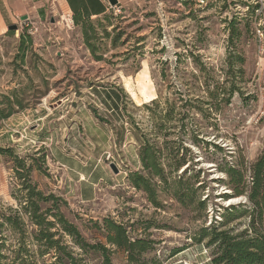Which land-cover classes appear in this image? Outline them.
<instances>
[{"label": "rangeland", "instance_id": "rangeland-1", "mask_svg": "<svg viewBox=\"0 0 264 264\" xmlns=\"http://www.w3.org/2000/svg\"><path fill=\"white\" fill-rule=\"evenodd\" d=\"M256 4L121 0L105 18L80 25L50 8L18 19L14 35L0 37V109L14 112L0 120V150L28 156L33 184L59 199L57 208L51 200L43 206L63 214L87 244L105 245L113 264H210L216 249L208 238L198 242L203 228L252 234V204L231 190L225 170H241L250 188L252 166L264 156V27L258 31L264 7ZM143 138L162 150L165 174L176 183L171 189L150 176L160 207L125 172L128 166L149 175L137 165ZM59 152L83 160L81 152L85 163L96 159L108 173L111 181L97 186L94 202H81L77 183L68 180L66 188ZM13 156L0 154V209L24 202ZM183 158L186 164L172 172L169 164ZM175 190L186 195L184 202L171 195ZM231 207L248 212L224 226ZM108 220L148 245L142 254L135 250L134 262L107 243ZM5 234L8 253L18 245ZM64 237L84 264H102L99 251H82Z\"/></svg>", "mask_w": 264, "mask_h": 264}, {"label": "trees", "instance_id": "trees-1", "mask_svg": "<svg viewBox=\"0 0 264 264\" xmlns=\"http://www.w3.org/2000/svg\"><path fill=\"white\" fill-rule=\"evenodd\" d=\"M74 20L77 25L84 22L92 23L94 21L85 19L79 15H75ZM14 33V31H10L6 36L14 35ZM83 33L86 37L87 45L95 57L101 60V57L96 56L94 46L89 43L88 30L85 29ZM93 35L96 36L94 29ZM232 92L230 90L228 95ZM155 101L152 102L154 106L157 103ZM222 101L227 103L228 99L223 98ZM21 106L19 104L18 107ZM13 114V109L7 114L1 113L0 120H7ZM143 141L139 152V165L141 164L143 170L149 175L146 176L144 173L134 171L128 166H126L125 172L128 174L127 178L131 186L138 191L145 192L148 195L149 201L156 207H160L161 204L157 201L158 194L156 188L158 186L152 183L151 177L159 179L161 184H165L171 189L176 183H170L165 174L160 158L162 150H158L144 138ZM13 153L10 149L0 150V154L13 156L15 155ZM27 158L28 156H13L15 173L17 178L21 180V190L25 192V196L24 202H19L18 208L1 207L0 209V264H84L82 256L75 253L71 246L64 242L65 234L73 239V243L80 250L99 251L102 264H113L110 251L105 245L101 243L95 245L87 244L77 227L71 224L63 214L59 212L58 214H53L51 208L43 206V204L48 205V202L51 200L53 201V206L57 208V201L59 199L52 194L46 196L33 184L30 178V172L33 167L32 165H28L26 162ZM173 163H170L169 167L172 172L178 173L180 168L186 164V161L183 158ZM225 173L235 184L230 186L235 195H246L252 204V208L249 210L251 212L249 231H252V234L243 232L234 235L230 231H221L216 227H213L211 230L203 228L198 242L208 238V245L216 249V253L210 264H264V156L258 158L252 166V185L250 188L245 187L248 185H246L244 173L241 170L229 168L225 170ZM202 186L199 185V187ZM171 195L181 202H184L186 197L185 194H180L177 190L171 192ZM199 205L203 207L205 201H200ZM227 211L224 226L230 221H233L234 218L236 219L240 214L248 212L247 209L243 210L236 207H231ZM49 216L57 219L56 224L48 219ZM27 221L32 225V230H30ZM105 223L107 228L105 236L107 243L111 246H116L118 249L125 250L129 254V260L131 262L135 261V250H138L139 254L147 250L148 245L142 240H130L129 230L124 224H119L113 220H108ZM57 224L61 228L57 229ZM5 226L7 228L6 230H9L12 236L16 237L18 245L13 250H7L8 253L3 250L7 241L10 239V236L5 234ZM46 257L49 259H46Z\"/></svg>", "mask_w": 264, "mask_h": 264}, {"label": "crops", "instance_id": "crops-1", "mask_svg": "<svg viewBox=\"0 0 264 264\" xmlns=\"http://www.w3.org/2000/svg\"><path fill=\"white\" fill-rule=\"evenodd\" d=\"M50 1L0 0V37L6 36L10 32L9 27L16 25L20 18H28L35 14L40 17L41 13H49ZM118 1L120 4L121 0ZM112 9L108 0H63L61 4V10L68 12L72 17L79 15L91 20L104 18ZM79 154L84 158L83 160L87 159L81 152ZM56 160L60 166L66 169V188L69 189L68 180L79 185L78 196L82 203L94 202L97 199V186L101 182L108 183L111 181L108 173L98 168L96 159H88V162L85 163L78 156L59 152ZM137 165H139V161ZM70 194L71 191L67 193V195Z\"/></svg>", "mask_w": 264, "mask_h": 264}, {"label": "built area", "instance_id": "built-area-1", "mask_svg": "<svg viewBox=\"0 0 264 264\" xmlns=\"http://www.w3.org/2000/svg\"><path fill=\"white\" fill-rule=\"evenodd\" d=\"M23 1H27V0H23ZM62 1L63 0H51V13L54 14L56 12V9L57 11L59 12V9H61V4H62ZM183 3H187V2H194L197 6L199 7H202V6H206L210 0H181ZM213 1H216V0H213ZM256 5H260L261 7L260 8H263L264 7V0H257V4ZM113 9H115L116 7H112ZM62 11V10H60ZM256 13H259V10L257 9L256 10ZM71 20H72V16L70 17ZM264 27V25L262 26V24H260L258 26V31H260L262 28ZM260 99H261V102L262 104L264 105V84L263 86L261 87L260 89ZM108 160L110 158H107Z\"/></svg>", "mask_w": 264, "mask_h": 264}, {"label": "water", "instance_id": "water-1", "mask_svg": "<svg viewBox=\"0 0 264 264\" xmlns=\"http://www.w3.org/2000/svg\"><path fill=\"white\" fill-rule=\"evenodd\" d=\"M109 1V3H110V5L112 6V7H117L118 5H119V1L118 0H108ZM23 20H26L27 19V17H24V18H22ZM18 30V26L17 25H11L10 27H9V31H17ZM113 167H115V165H112ZM116 173H118L117 171H116Z\"/></svg>", "mask_w": 264, "mask_h": 264}, {"label": "bare ground", "instance_id": "bare-ground-1", "mask_svg": "<svg viewBox=\"0 0 264 264\" xmlns=\"http://www.w3.org/2000/svg\"><path fill=\"white\" fill-rule=\"evenodd\" d=\"M71 21V20H70ZM237 200H230V204L235 203ZM228 202V201H227Z\"/></svg>", "mask_w": 264, "mask_h": 264}]
</instances>
